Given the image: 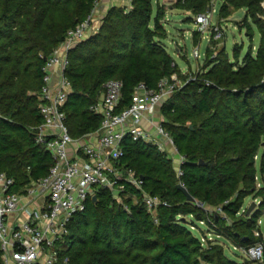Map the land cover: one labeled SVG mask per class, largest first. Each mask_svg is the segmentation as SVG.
Masks as SVG:
<instances>
[{
  "label": "trees",
  "instance_id": "trees-1",
  "mask_svg": "<svg viewBox=\"0 0 264 264\" xmlns=\"http://www.w3.org/2000/svg\"><path fill=\"white\" fill-rule=\"evenodd\" d=\"M97 2L0 0V171L15 178V189L47 175L55 162L36 139L35 128L44 120L38 97L43 68L67 32L87 19ZM263 4L223 0V17L246 8L244 25L252 28L250 17L258 26L260 44L240 61V47L234 48L232 58L226 46L218 50L212 40L197 79L163 103V124L184 158L181 174L156 144L125 137L119 167L125 175L132 170L141 187L121 180L122 202L99 187L97 198L74 214L66 241L73 264H241L227 255L219 239L242 249L264 240L259 224L264 186H257L258 174L264 177ZM211 5L212 0H176L173 8L190 11L193 19ZM166 16L161 3L154 13V0L112 5L99 31L70 49L66 75L72 90L64 109L72 136L99 129L102 118L92 106L107 80L123 81L124 107L131 105L140 83L157 89L164 77H183L165 44ZM144 193L162 200L154 212L144 202ZM248 196L261 200L250 213ZM200 223L208 229L202 230L203 236L192 230L201 229ZM254 264H264V256Z\"/></svg>",
  "mask_w": 264,
  "mask_h": 264
},
{
  "label": "built area",
  "instance_id": "built-area-1",
  "mask_svg": "<svg viewBox=\"0 0 264 264\" xmlns=\"http://www.w3.org/2000/svg\"><path fill=\"white\" fill-rule=\"evenodd\" d=\"M101 3L102 0H98L94 12L67 32L43 68L44 84L38 97L44 120L35 131L38 143L49 150L55 160L48 174L32 179L25 188L15 189V178L0 171L2 264H73L66 252V241L68 224L74 214L85 210L87 201L97 197L99 187L111 190L118 200L123 190L119 182L124 178L141 187L142 180L132 170L125 175L119 167L125 137L156 144L172 158L173 153L179 154L177 171L182 173L184 158L163 124L165 117L161 107L175 91L197 79L198 74L183 79L174 73L162 78L157 89L140 83L131 105L124 107L121 106L123 81L109 79L92 106L102 118L99 129L78 138L71 135L64 109L72 90L66 75L69 51L99 31L101 24L97 25L94 14ZM214 11L215 8L209 7L195 16V22L199 31L210 33L209 39L219 40L224 28L215 23ZM194 56H201L199 46L194 49ZM144 202L154 212L162 200L144 193ZM243 250L250 260L262 261L264 240Z\"/></svg>",
  "mask_w": 264,
  "mask_h": 264
},
{
  "label": "rangeland",
  "instance_id": "rangeland-1",
  "mask_svg": "<svg viewBox=\"0 0 264 264\" xmlns=\"http://www.w3.org/2000/svg\"><path fill=\"white\" fill-rule=\"evenodd\" d=\"M176 0H154V13H156L157 4H163L167 16L164 19L166 28L168 29V37L165 39V44L169 52L173 55L176 60V63L182 70L183 79H188L192 75L198 74L201 69H204V66L207 62L205 59L206 49L208 46H215L218 50L223 46H226L227 52L232 58H234V48H241V57L240 61L243 59V56L248 52V50H256L260 44L261 33L258 26L252 21L249 17V22L252 25V28H248L244 25L246 21L247 10L246 8H239L231 11V14L228 17H223L219 12L223 0H212V9L214 11V21L217 26L224 28V35L221 39L212 42L209 39L210 33H202L198 31V34L195 30L197 29L195 18L191 19V13L173 8ZM98 6L97 9L100 8ZM97 11V10H96ZM96 14V12H95ZM94 14V15H95ZM102 17L95 15V22L97 25H100L102 22ZM195 38L197 40L195 41ZM213 43V44H212ZM199 46L201 56L196 58L194 56V49ZM264 150V146L262 147ZM174 163L176 168L180 166V155L173 153ZM261 155V154H260ZM260 157V156H259ZM260 163V158L258 160V166ZM257 186L260 188L264 186V177L259 173L257 176ZM122 201L121 195L119 196ZM134 200L137 201L135 198ZM253 201L257 202L256 207L260 203L259 198H253V196H248L246 198V205L250 206ZM259 224L264 226V217L259 220ZM201 229L192 227V230L199 236H203L202 232H208L207 226L203 223H200ZM203 230V231H202ZM210 238H217L214 234L208 233ZM205 243L206 240L202 239ZM221 243L225 244V251L227 255L241 264H254L255 261H252L248 258L246 252L242 248L235 247L230 241L226 239H219Z\"/></svg>",
  "mask_w": 264,
  "mask_h": 264
},
{
  "label": "crops",
  "instance_id": "crops-1",
  "mask_svg": "<svg viewBox=\"0 0 264 264\" xmlns=\"http://www.w3.org/2000/svg\"><path fill=\"white\" fill-rule=\"evenodd\" d=\"M119 4H130V0H102V3L100 4L101 6L99 9H97L95 15H98L99 17L101 16L103 18L104 15L107 13L108 9L112 5H119ZM187 12H190V11H187Z\"/></svg>",
  "mask_w": 264,
  "mask_h": 264
},
{
  "label": "water",
  "instance_id": "water-1",
  "mask_svg": "<svg viewBox=\"0 0 264 264\" xmlns=\"http://www.w3.org/2000/svg\"><path fill=\"white\" fill-rule=\"evenodd\" d=\"M263 6H264V4H263ZM191 127H193V125H192ZM201 163H203V160H201ZM178 186L186 192V194L188 195V197H189L190 199H192V200L195 199V198L190 194L189 190L187 189V187H186L185 185H183L182 183H179ZM96 198H97L96 196L93 197L94 200H95ZM256 205H257V202H256V201H253L252 204H251V205L249 206V208H248V213H250V212L256 207Z\"/></svg>",
  "mask_w": 264,
  "mask_h": 264
}]
</instances>
